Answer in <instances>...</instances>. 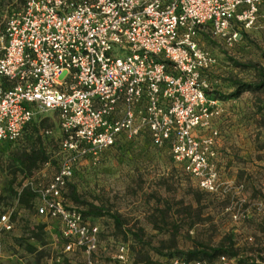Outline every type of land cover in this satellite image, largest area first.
<instances>
[{"label":"built area","instance_id":"obj_1","mask_svg":"<svg viewBox=\"0 0 264 264\" xmlns=\"http://www.w3.org/2000/svg\"><path fill=\"white\" fill-rule=\"evenodd\" d=\"M263 5L264 0H25L10 9L0 31V156L35 117L55 115L65 158L50 179L24 187L36 195V214L55 222L63 253L78 251L81 264H130L122 242L103 259L97 224L65 197L71 162L120 136L130 140L146 130L200 189H220L214 121L224 106L204 92L203 74L216 58L201 40L231 49ZM255 208L264 211L260 202ZM11 211L0 213V236L13 228ZM218 261L235 264L224 255ZM166 264L209 263L173 256Z\"/></svg>","mask_w":264,"mask_h":264},{"label":"rangeland","instance_id":"obj_2","mask_svg":"<svg viewBox=\"0 0 264 264\" xmlns=\"http://www.w3.org/2000/svg\"><path fill=\"white\" fill-rule=\"evenodd\" d=\"M20 2L0 0V31L10 9L19 8ZM201 41L216 58L212 70L203 74L205 89L223 96V106L224 101L236 99V104L226 106L251 107L248 116H257L261 132L260 137L255 136L256 145L264 144V86L227 97L236 82L251 86L264 82V5L253 27L241 30L231 49L208 37ZM59 138L55 115L43 112L27 127L19 144L0 156V213L12 209L13 222L12 230L0 236V264L82 262L78 251L62 252L55 223L35 213L36 200L19 205L13 198V192L28 188L24 187L27 182L50 179L65 158ZM32 147L44 148L47 161L31 168L16 167L9 153ZM234 158L233 164L216 163L220 189L207 192L171 161L167 146L153 145L148 132L141 130L129 142L72 161L65 192L97 224L98 251L103 259L109 258L118 242L126 244L130 264H166L177 250L208 251L229 241L238 258L247 256V263L264 264V211L255 208L257 202L264 208V185L243 177L244 161L241 156ZM245 209L249 215L242 219ZM201 259L220 264L217 255Z\"/></svg>","mask_w":264,"mask_h":264},{"label":"crops","instance_id":"obj_3","mask_svg":"<svg viewBox=\"0 0 264 264\" xmlns=\"http://www.w3.org/2000/svg\"><path fill=\"white\" fill-rule=\"evenodd\" d=\"M232 102L236 104V99L224 101V112L214 121V125L219 127V137L215 142L217 152L215 161L223 166L233 164L234 157L241 156L244 161L242 176L247 177V180L259 181L262 186L264 185V182H261L264 180V144L256 145L258 140H255V136L260 137L258 132L261 133L260 125L256 122L257 116H248L251 107L246 106L247 104L240 108L226 106ZM234 110L237 111V115L233 114ZM240 115L243 117L240 118ZM248 215V210H246V217Z\"/></svg>","mask_w":264,"mask_h":264},{"label":"trees","instance_id":"obj_4","mask_svg":"<svg viewBox=\"0 0 264 264\" xmlns=\"http://www.w3.org/2000/svg\"><path fill=\"white\" fill-rule=\"evenodd\" d=\"M24 1L25 0H21L19 7H21V5L24 3ZM242 32H244V30H242ZM240 33H241V30H240ZM235 84H236V87L228 94L227 97L236 96L241 91L250 90V88H253V87L254 88H260V86H264V82H259L256 86H251L249 84H240L237 82ZM242 85L244 87L243 89H242ZM204 92H205L206 96H208V97L218 98V99L223 101V99H222L223 96H221L217 92L210 91L208 89H205ZM32 121H35V119L31 120L29 123H27L24 126L22 137L20 138V140L18 141L17 144H19V142L22 140L23 136L26 135L27 127L32 123ZM129 141L130 140L125 139L123 136H120L115 141V143L113 145H111L110 147L116 146V145H121V144H124L125 142H129ZM7 149H8V145L4 146V148L2 149L1 155L4 154L5 152H7ZM9 156H11V161L13 162V164L16 165V167H20V168L34 167L39 162L47 161V157H48L45 149L42 147H38V148L32 147L28 151L27 150H20V151L16 150V151L10 152ZM66 188H67V183H66ZM65 191H66V189H65ZM70 196H72V198L75 199L73 190H70ZM16 197H17V191L13 192V198H14V203L19 204V205L20 204L24 205L25 202H30L31 199L36 200V195L34 194V192H32V190L29 187L28 188L27 187L22 188L21 193L19 194L17 201H16ZM65 197L72 202V200L67 197L66 192H65ZM35 206L36 205H34V209H35ZM78 209L84 217L89 219L90 216L88 215L89 214L88 211L81 210L80 208H78ZM35 213H36V210H35ZM50 221H52V220H50ZM52 222H54V221H52ZM43 226H44V224L41 225V227H43ZM55 228L57 229L56 225H55ZM58 236H59V234H58ZM59 243H60V247H61L60 237H59ZM176 253H177L176 255H170L169 258L173 257V256H177V257H180V258L185 259V260H192V259H201L202 257L211 258L214 255H217V256L224 255L227 258L233 259V261L235 263L239 262L241 264H255L253 262L247 263V260L249 259V258H246L247 256H245L243 260H242V258L241 259L238 258L236 255V251L232 248V243L229 241H227L226 246L223 245V246H220L218 248H210V249H208V251L189 249L186 251L177 250ZM198 254H201V255H198ZM201 260H203V259H201ZM133 264H135V263H133Z\"/></svg>","mask_w":264,"mask_h":264}]
</instances>
